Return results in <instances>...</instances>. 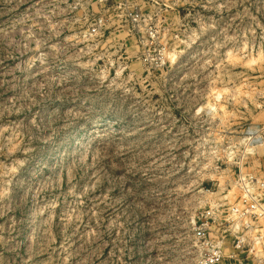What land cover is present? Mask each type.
<instances>
[{"label": "rangeland", "instance_id": "374dc122", "mask_svg": "<svg viewBox=\"0 0 264 264\" xmlns=\"http://www.w3.org/2000/svg\"><path fill=\"white\" fill-rule=\"evenodd\" d=\"M253 127L264 0H0V264H199Z\"/></svg>", "mask_w": 264, "mask_h": 264}, {"label": "built area", "instance_id": "2783aa9c", "mask_svg": "<svg viewBox=\"0 0 264 264\" xmlns=\"http://www.w3.org/2000/svg\"><path fill=\"white\" fill-rule=\"evenodd\" d=\"M94 20L92 33L97 34L104 23L101 17ZM151 35L154 36L153 33ZM246 135L248 147L264 146V127H253ZM235 185L238 197L224 210L223 217L220 218L213 212L211 217V213H208L210 217L196 231L197 238L208 248L199 264H224L228 257L232 264H264V174L244 172L241 166ZM209 224H216V239L211 238ZM228 236L233 239V251L226 254L224 243Z\"/></svg>", "mask_w": 264, "mask_h": 264}]
</instances>
